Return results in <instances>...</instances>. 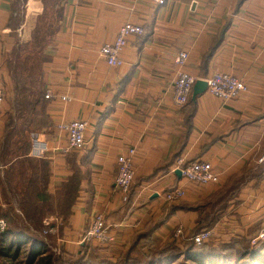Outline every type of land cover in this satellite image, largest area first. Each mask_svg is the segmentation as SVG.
<instances>
[{
  "label": "crops",
  "instance_id": "crops-1",
  "mask_svg": "<svg viewBox=\"0 0 264 264\" xmlns=\"http://www.w3.org/2000/svg\"><path fill=\"white\" fill-rule=\"evenodd\" d=\"M127 22L143 26L145 35L128 39L123 67H110L100 50ZM181 51L189 53L188 74L205 81L229 74L247 91L224 102L207 88L176 106L174 59ZM16 62L21 67L15 71ZM18 75L42 94L31 114L39 127H23L29 153L35 134L50 144L44 159L28 152L11 159L5 152L10 136L15 142L23 131ZM0 88V209L11 198L12 209L24 217L16 189L25 192L31 178L44 185V195L56 196L74 171L83 174L69 218L56 214L43 221L54 228L47 236L68 243L62 244L66 253L85 245L83 235L96 214L123 226L119 243L150 224L158 225L154 235L178 227L186 236L212 231L214 246L264 233V0H168L163 7L152 0H0ZM48 91L54 98H45ZM72 121L88 123L86 146L63 153L68 136L58 126ZM132 149L135 180L123 202L117 160ZM181 156L211 163L220 182H188L174 171ZM174 188L185 197L167 202L163 194Z\"/></svg>",
  "mask_w": 264,
  "mask_h": 264
},
{
  "label": "trees",
  "instance_id": "trees-1",
  "mask_svg": "<svg viewBox=\"0 0 264 264\" xmlns=\"http://www.w3.org/2000/svg\"><path fill=\"white\" fill-rule=\"evenodd\" d=\"M20 65L21 64H19V67H21ZM32 69V71H34V66H32ZM16 77L17 120L22 122L23 125H21V129H23V131H20L17 137L18 139L15 142L13 141L14 138L11 136L7 142L8 148L5 152L11 159L19 155H25L27 152L29 153L30 143L28 142V135H26L27 128L33 125L35 129H37L40 125L39 120L33 119L31 114H33L32 111L35 106L40 104L39 100L42 95L40 94L39 88H35L32 83L30 84L31 80L23 79L19 75ZM39 84L40 82L38 81V86ZM28 85L31 87H27ZM190 101L188 103H190ZM23 126L27 128L25 129ZM15 131L17 132L18 130L15 128ZM71 152L76 153L79 151ZM29 161L30 160L26 162L28 165L34 163ZM41 167L45 171L41 176V181H44L45 184V180L49 175L48 164L43 162ZM82 180L83 174L81 171H74L56 196L44 195L40 187L44 185H40L38 182L34 184V179L32 180V178L29 180L30 184L25 192L16 189L20 197L19 208L23 211L24 221L27 224L22 228H18L15 222L16 218L14 219L11 213L2 214L0 209V219L5 218L8 228L3 234H0V264H18L21 261L20 258L24 256L27 262L25 264H52L53 258L50 256L51 254H49L50 249L43 241V235H45L46 230L48 231L49 229L44 226L43 221L50 215L56 214L63 217L64 220L69 218L72 214V208L77 201V197H79ZM8 186L12 187L10 182ZM12 199H15V197L13 196ZM7 201L8 209H11L14 213L15 211L11 206V198ZM11 224L14 226H11ZM156 226L158 225L150 224L148 227H145L146 230H144V228V231H137L135 235H138V241L154 237L155 235L153 233L156 230ZM181 243L185 245L183 251L177 250L179 246L171 247L170 250H153V248L149 247V250H142V253L143 256L147 258L148 264H168L170 261H178L182 256L188 262L191 261L195 264H264V243H261L262 245L259 244V246H253L249 239H243L241 241L232 239L226 240L217 246H214L211 242H207L201 246L196 245L192 241L184 240L181 241ZM138 245L139 244H137V246ZM80 249H85L86 252L89 251V253L91 252L90 250H92L88 245H84ZM76 253L80 255L81 250ZM65 254L67 255L69 253L65 252ZM130 254L125 257L127 261L131 259ZM139 264L143 263L139 262Z\"/></svg>",
  "mask_w": 264,
  "mask_h": 264
},
{
  "label": "built area",
  "instance_id": "built-area-1",
  "mask_svg": "<svg viewBox=\"0 0 264 264\" xmlns=\"http://www.w3.org/2000/svg\"><path fill=\"white\" fill-rule=\"evenodd\" d=\"M155 5L163 7L167 4L168 0H152ZM117 38L112 43L105 44L100 50V57L103 61L113 68H120L124 66V61L121 58V53L128 45V39L132 36L141 37L145 35L143 26L127 22L121 26ZM189 53L186 51L179 52L175 59L174 64L177 67V79L173 87V103L178 107H183L188 104L193 93L194 86L198 82V78L188 74L184 69L188 64ZM208 92L221 99L224 102L238 100L239 97L247 91V86L244 81L229 74L217 73L208 80ZM46 99L54 98L50 91L47 92ZM61 100L69 101V98L62 97ZM5 102V94L0 88V107ZM61 132L68 136V146L62 150L63 153L71 151H81L85 149L86 141L85 134L88 129V123L84 121H72L61 123L58 126ZM32 146L30 156L37 159L46 158L50 151V144L43 139L40 135L35 134L32 138ZM136 150H129L128 153L122 154L118 157L117 165L118 171L116 176V187L122 196L123 202L129 201V195L133 182L135 180L134 170V157ZM260 163H264V156L260 159ZM181 171V176L190 183L196 185L218 184L220 182L219 174H217L211 163L205 161H189L185 156H181L176 160L174 171ZM185 197V191L182 188H174L165 192L164 198L167 202H174L182 200ZM49 230L45 232L46 235L53 234L54 228L51 223H46ZM121 224L109 225L102 214H96L93 217L89 229L84 233L82 238L83 244L97 243L100 245L108 246L115 244L117 239V232L122 228ZM7 228V221L0 220V234H3ZM185 230L183 227H178L175 232L176 238H183ZM213 237V232L203 230L197 235L191 237V241L196 245L201 246L209 242ZM264 239V234H261L255 240Z\"/></svg>",
  "mask_w": 264,
  "mask_h": 264
},
{
  "label": "rangeland",
  "instance_id": "rangeland-1",
  "mask_svg": "<svg viewBox=\"0 0 264 264\" xmlns=\"http://www.w3.org/2000/svg\"><path fill=\"white\" fill-rule=\"evenodd\" d=\"M18 66H19L18 62H16L15 71L19 69ZM192 161H196V160H192ZM164 194H165V192H164ZM164 194H163V196H164ZM165 206H167V205L161 204L160 209L164 211L166 209ZM1 211H2V214L3 213H11L12 215L11 214L10 215L14 219L16 218L15 222H16L18 228H22L24 225L27 224L24 221V217H22L19 213H16V212H14L15 213L14 214L11 209H8V207L1 209ZM1 219L5 220V218H1ZM11 226H14V225L11 224ZM144 230H146V228ZM201 230H203V229L198 230L196 232V234L187 235V236L185 235L186 239L176 238L175 237L176 229H175V230L171 231V234H165L164 235L161 232V234H159V235H155L154 237H152L150 239H145V240H141V241H138V235H135L136 234V232H135L132 235V237L129 238L125 243H119L118 241H116L117 243L110 244L108 246L100 245L97 243H89V244L87 243L85 245H88L89 248L92 249V250H90L91 252L89 253V251L86 252L85 249H80L81 250L80 255H78L77 253L72 254V255H69V254L66 255L64 252L65 248L62 246L63 243H58L59 241L56 240L55 237L53 238L52 236H47L45 234V235H43L44 236L43 241L46 243V245L50 249L49 254H51L50 256H52V258H53L52 264H139V262H141L143 264H148L147 258L143 256L142 250L147 251L150 249L149 247L153 248V250L154 249L155 250H166V249L170 250L171 247L179 246L180 248L178 247L177 250L183 251L185 245H183L181 243V241H184V240L185 241H191V237L194 235H197V233L200 232ZM261 234H264V233H261ZM260 235H259V237H260ZM249 241L251 242V244L253 246H259V244L264 243V239L255 240V238L252 239L251 237H250ZM66 244H68V243H64L63 245H66ZM137 244H139V245L137 246ZM74 247H76V246H74ZM131 251H132V253L130 254ZM129 254L131 256V259L127 261L125 257L128 256ZM20 260L21 261L18 264L27 263L25 256L21 257ZM168 264H195V263L191 262V261L188 262L182 256L178 261H176V262L170 261V262H168Z\"/></svg>",
  "mask_w": 264,
  "mask_h": 264
},
{
  "label": "water",
  "instance_id": "water-1",
  "mask_svg": "<svg viewBox=\"0 0 264 264\" xmlns=\"http://www.w3.org/2000/svg\"><path fill=\"white\" fill-rule=\"evenodd\" d=\"M208 88V83L205 80H198L194 86V91H193V98L192 100L195 101L199 95L204 93ZM176 174L181 176V171L177 170Z\"/></svg>",
  "mask_w": 264,
  "mask_h": 264
}]
</instances>
